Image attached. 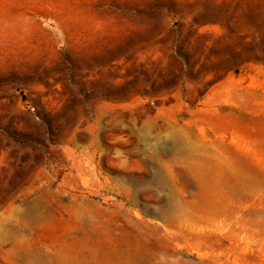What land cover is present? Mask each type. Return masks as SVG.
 Segmentation results:
<instances>
[{"label":"rangeland","instance_id":"374dc122","mask_svg":"<svg viewBox=\"0 0 264 264\" xmlns=\"http://www.w3.org/2000/svg\"><path fill=\"white\" fill-rule=\"evenodd\" d=\"M0 264H264V0H0Z\"/></svg>","mask_w":264,"mask_h":264},{"label":"bare ground","instance_id":"6f19581e","mask_svg":"<svg viewBox=\"0 0 264 264\" xmlns=\"http://www.w3.org/2000/svg\"><path fill=\"white\" fill-rule=\"evenodd\" d=\"M183 150H188V148L187 147H184L183 148ZM208 204H206V206L204 205H202L201 204V206H199L198 204H193V206H191L192 208H194V210L196 209H200L201 211H203L204 213L206 212V211H208V206H207Z\"/></svg>","mask_w":264,"mask_h":264}]
</instances>
